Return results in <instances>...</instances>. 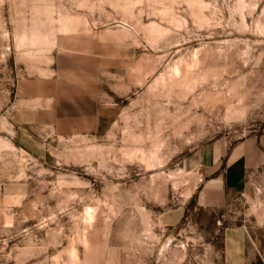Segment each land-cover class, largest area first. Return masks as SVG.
<instances>
[{"label": "rangeland", "instance_id": "rangeland-1", "mask_svg": "<svg viewBox=\"0 0 264 264\" xmlns=\"http://www.w3.org/2000/svg\"><path fill=\"white\" fill-rule=\"evenodd\" d=\"M102 66L98 136L12 122L22 79ZM264 138V0H0V264H224L264 240V165L205 207L203 157Z\"/></svg>", "mask_w": 264, "mask_h": 264}, {"label": "crops", "instance_id": "crops-1", "mask_svg": "<svg viewBox=\"0 0 264 264\" xmlns=\"http://www.w3.org/2000/svg\"><path fill=\"white\" fill-rule=\"evenodd\" d=\"M65 67L49 77L22 79L14 91L12 122L22 144L33 147L37 134L72 139L98 136L110 97L102 66ZM210 188L205 207H221L226 193L244 194L251 170L264 165V138L248 139L231 149L211 146L203 157ZM224 264H264V240L250 232L247 221L227 229Z\"/></svg>", "mask_w": 264, "mask_h": 264}]
</instances>
